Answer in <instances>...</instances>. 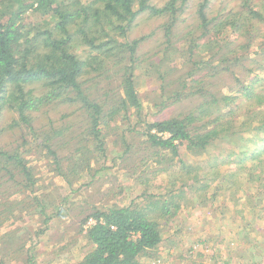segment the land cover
I'll list each match as a JSON object with an SVG mask.
<instances>
[{
  "label": "rangeland",
  "instance_id": "rangeland-1",
  "mask_svg": "<svg viewBox=\"0 0 264 264\" xmlns=\"http://www.w3.org/2000/svg\"><path fill=\"white\" fill-rule=\"evenodd\" d=\"M167 1L169 0H151L150 6L163 7ZM243 1L175 0L178 9H176V17L173 18L169 11L154 13L150 9H145L137 13L129 28L128 39L143 37L136 47L135 55L138 59L133 68L135 89L141 98L142 107L140 115L133 113L130 129L136 126H134L135 130H131L132 139L128 138V142L132 143L131 150L124 158L119 157L120 153L117 154L116 151L124 150L120 134L128 127L119 123L118 128L117 121H111L108 125H102V132L107 131L103 140L105 143L103 153L99 152L96 143L92 141L94 138L89 137L88 149L84 152L89 157L95 154L97 161L93 159L90 162L92 171L78 169V172H72L67 177L59 176L56 173L53 157L47 155L44 148L37 146L41 137L33 136L28 124L10 127L11 118L17 117V114L6 107L1 110L0 151L4 149L11 151L26 140L24 142L26 145L21 146L25 152L23 157L29 159L28 164L34 169L37 185L42 188L38 192L43 196L48 210L56 212L65 205L69 206V210L66 216L55 218L47 225H43L39 214L26 212L19 215L16 220L10 219L3 223L0 226V240H4L5 243L2 247L0 241V248L2 247L3 253L5 248L11 246L12 253L9 258L13 261L4 260L0 264H19L16 263L15 251L20 254L21 250L17 248L22 249V247L26 250L22 256L26 257V254L34 253V260L39 264L41 262L72 264L90 250L82 232L78 231L80 219L84 215L91 213L96 207L103 208L114 203L127 205L134 200L143 205L144 197H137L143 192H148L154 197H167L168 194L173 193L169 191L170 189H180L182 177L191 180L192 186L183 188L182 198L179 199L180 209L169 222L162 223L160 243L155 250L148 253L149 256H142L140 263L223 264L221 261L228 258L230 264H264V197L257 200V206L251 210L247 205L240 206L246 198L245 183L242 179L245 171L241 174V166L252 162L251 150L245 155L236 154L228 157L227 150L232 147L230 144H224L216 150L210 148L207 152L197 155L182 147L180 154L188 164H192V168L197 169L196 177L193 175L194 172L188 174L182 171L184 176L181 175L179 165L176 164L171 167L168 174H154L155 176L141 174L147 164L149 168L156 169L163 167L164 162L152 160L147 164L145 162L144 165L139 163L144 159L142 155L149 145L146 128L150 120L169 119L193 113L201 122L208 124L218 114L226 112L224 104L226 102L221 100L222 96L231 97L228 106L234 108L237 105L235 110L241 107L242 110L248 106L244 104L252 101L243 96V89L252 84L254 90H262L264 87V36L258 37L257 43L253 42L245 46L247 37L235 30V25L239 26V24L243 25L242 29H251L252 21L236 23L233 21L234 17H230L224 26L213 28L211 22L203 25L198 17V9L201 5L208 14L207 19H210L226 14L229 10L240 8L245 10ZM249 1L252 4L257 3L259 10L261 4H264V0ZM27 2L30 4L29 0H0V13L3 10L5 13L11 9H18L19 4H27ZM257 5L253 10L257 9ZM26 7H22L24 12L20 18L28 29H32V32L49 29L54 24L53 15L47 9H40L34 5ZM249 11L245 13L248 15ZM112 32L115 33L114 37L118 41L123 40L120 30ZM192 43H196L197 47L196 50L194 49V54L193 48L191 49ZM85 47V44H78L77 50L80 51ZM164 51H167L164 59L156 58ZM117 56H119L117 53L110 55L105 61L109 62L112 59L116 61ZM126 66V60L111 66L109 74L112 78L108 79L110 85L107 84V80L96 77V72L84 74L82 80L86 82L82 85L83 94L88 96V100L100 101L107 89L118 88L120 82L118 75ZM196 77L199 80L195 79ZM40 83V81H29L26 83V88H37V92H41L44 87H41ZM182 83H184L183 87ZM203 92L207 96L206 100L210 101L199 105L203 100ZM211 94L212 98L219 96L216 98L218 100L210 99ZM70 95L74 96L73 92ZM80 99L81 97L75 100L63 98L50 102L40 106L31 115L30 124L38 134L50 126L66 127L64 134L53 138L62 140L58 150L60 155H68L75 146L83 145L87 141V133L83 131L88 127L89 118L81 107ZM112 99L109 98L103 108L113 106ZM250 112L255 116L258 112L256 106L249 107L247 114ZM197 118L195 117L190 128H196L197 125L194 124L200 121ZM151 132H155V129ZM260 148L263 149L264 146ZM218 151H224V155L220 157V164L214 161L217 157L214 153ZM163 154V151L159 153V155ZM72 156L75 157L74 154ZM212 162L214 166L211 168ZM3 165L0 156L2 185L0 198L8 196L9 201L17 203V200L23 196L18 193L22 185L12 184L13 170L11 166L2 168ZM62 168L64 173L68 172V165ZM230 169H235L237 172L230 181L226 180V182L222 179V173ZM261 170L264 171V167ZM199 179H203V184L196 185L195 182ZM18 204L21 205L20 202ZM160 221L163 222L161 219ZM91 222L92 219H88L82 229ZM46 226H48L47 230L37 235L39 229ZM15 229L17 230L15 235L18 234L21 239L10 243V240H6V235Z\"/></svg>",
  "mask_w": 264,
  "mask_h": 264
},
{
  "label": "trees",
  "instance_id": "trees-1",
  "mask_svg": "<svg viewBox=\"0 0 264 264\" xmlns=\"http://www.w3.org/2000/svg\"><path fill=\"white\" fill-rule=\"evenodd\" d=\"M29 2L30 4L27 2V7V4L21 3L18 9H11L5 13L3 10L0 13V113L4 107L12 109L17 117L11 118L10 127H21L23 124H28L32 129L33 136L41 137L37 146L44 148L46 154L53 157L56 173L59 176L67 177L72 172H78V169L92 171L93 167L90 162L93 159L97 161L95 154L93 153V156L89 157L84 152L88 149L89 137L94 138L92 141L96 143L99 152L103 153L105 151L103 140L107 131L102 132V125H108L111 121H117L116 127L118 128L119 123L128 127L120 134L124 150L116 151L117 154L120 153L119 157L124 158L131 150L132 143L128 142V138L132 139L131 130H135L134 126H136L134 125L130 129L133 113L140 115L142 107L141 98L135 89L133 68L138 59L135 55L136 47L143 37L129 40L128 31L137 13L145 9H150L154 13L169 11L172 18L176 17L178 7L175 0H169L163 4V7L158 8L150 6L151 0H29ZM242 4L245 10L242 8L229 10L226 14L223 13L210 19H207L208 14L201 5L198 9V17L203 25L211 22L213 28L224 26L230 17H234L233 21L236 23L252 21L250 24L252 28L249 30L242 29V24L235 25L237 33L247 37L245 46H248L253 42L257 43L258 37L264 36V4H261L260 10L257 3L252 4L249 0H244ZM33 5L51 12L55 22L49 29L32 32V29H28L22 23L20 18L24 12L22 7L29 8ZM256 5L257 9L253 10ZM247 10H250L248 15L245 13ZM238 16L241 18L238 19ZM71 26L74 28L70 29ZM119 30L122 33L121 38H123L121 41H118L114 37L115 33L112 32ZM78 44H85L86 47L78 51ZM196 48V43H192L193 54ZM166 52H161V55L156 58L164 59ZM116 53L119 55L116 61L114 59L109 62L105 61L107 57ZM123 60H126L127 66L118 75V80H120L118 88L107 89L102 94L104 97L100 101L88 100V96L83 94L82 85L86 82V80H82L84 74L96 72V77L107 80V84L110 85L108 79L112 78L109 74L111 66H116ZM195 79L199 80L198 77ZM32 80L40 81L44 90L37 92V88H26V83ZM183 85L184 83H182V87ZM243 90V96L252 100L250 103L244 104L248 106L242 110V107L235 110L237 105L234 108L228 106L231 97L222 96L221 100L226 102L224 104L227 110L209 121L210 124H204L193 113L169 119L150 120L151 122L147 123L146 128L149 145L147 151L144 150V155H142L144 159L139 163L144 165L145 162L147 164L149 161L158 160L160 163L164 162V166L155 169V167L149 168L147 164L140 173L153 176H155L154 174H168L171 167L176 164L179 165L181 175L184 176L182 171L188 174L194 172L193 175L196 177L197 169L192 168V164H188L180 154L182 147L197 155L207 152L210 148L216 150L224 144H230L232 147L227 150L228 157H233L236 154L245 155L247 151L251 150L253 152L252 162L241 166V174L245 171L242 179L245 183L246 198L240 206L247 205L250 210L256 207L257 200L264 197V171L261 170L264 167V148H260L264 146V87L258 91L253 89L252 84ZM72 92L74 96L70 95ZM180 93L182 92L180 91ZM202 95L203 100L199 105L210 101L206 100L207 96L204 92ZM212 96L211 94L209 98L214 101L218 100L216 98L219 96L215 98ZM78 97H81V107L89 118L88 127L83 131V133H87V141L83 145L75 146L68 155H60L58 150L62 140L53 138L64 134L66 127L50 126L38 134V131L30 124L31 115L40 106L50 102L63 98L75 100ZM109 98H113L114 105L103 108ZM254 106L258 110L257 114L255 116L251 112L247 114L249 107L254 108ZM195 117L200 121L194 124L197 125L196 128H190ZM153 129L155 132H151ZM24 142L26 140H23L22 145H17L11 151L5 149L0 151L4 163L2 168L11 166L14 176L11 179L12 184L14 186L21 184L18 193L23 194L21 199L17 200L21 205L18 202L9 201L8 196L0 198L2 206L0 226L10 219L16 220L25 212L39 214L43 225H47L55 218L66 216L69 210L67 205L58 208L56 212L48 210L43 196L39 193L42 188L37 185L34 169L28 164L29 159L23 157L25 152L21 146L25 144ZM161 151H163V155H159ZM214 154L217 155L214 161L220 164V157L224 155V151ZM65 165H68L67 173L63 172L62 167ZM211 165L212 168L213 162ZM205 167L207 168V165ZM236 172L235 169L226 170L222 173V179L230 181ZM181 179L180 189H170L169 191L173 193L168 194L167 197H154L148 192H143L137 196L138 198L144 197L143 205L134 200L127 205L114 203L103 208L96 207L91 213L84 215L80 219L78 231L82 232L90 250L72 264H141L142 256L155 250L160 243L162 223L169 222L180 209L179 199L182 198L183 188L192 186L191 180L189 181L185 177ZM202 181L203 179H199L195 184H203ZM9 184L11 185V183ZM240 185L241 183H239ZM0 186L2 185L0 184ZM5 189L4 187L3 190ZM55 215L57 216L54 217ZM88 219H92V222L82 229ZM47 227L39 229L37 235L44 233ZM9 232L6 235V240H10V243L21 239L18 234L15 235L16 229ZM0 241L3 247L5 242L4 240ZM201 242L203 243V240ZM2 247L0 248L2 254H0V263L4 260L13 261L12 258H9L12 253L11 246L5 248L3 253ZM17 249L21 251L20 254L17 250L15 251L16 263L39 264L34 260V253L26 254L24 257L22 255L26 250L23 247ZM227 259L221 262L230 264ZM41 264L43 263L41 262Z\"/></svg>",
  "mask_w": 264,
  "mask_h": 264
}]
</instances>
